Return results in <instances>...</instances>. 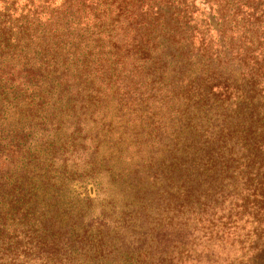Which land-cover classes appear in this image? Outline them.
<instances>
[{"label": "trees", "instance_id": "16d2710c", "mask_svg": "<svg viewBox=\"0 0 264 264\" xmlns=\"http://www.w3.org/2000/svg\"><path fill=\"white\" fill-rule=\"evenodd\" d=\"M0 264H264V0H0Z\"/></svg>", "mask_w": 264, "mask_h": 264}, {"label": "rangeland", "instance_id": "374dc122", "mask_svg": "<svg viewBox=\"0 0 264 264\" xmlns=\"http://www.w3.org/2000/svg\"><path fill=\"white\" fill-rule=\"evenodd\" d=\"M88 189H89V193L91 196H94L95 195V186L93 184H88Z\"/></svg>", "mask_w": 264, "mask_h": 264}]
</instances>
